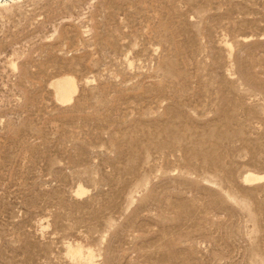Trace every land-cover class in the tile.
<instances>
[{
	"label": "rangeland",
	"instance_id": "1",
	"mask_svg": "<svg viewBox=\"0 0 264 264\" xmlns=\"http://www.w3.org/2000/svg\"><path fill=\"white\" fill-rule=\"evenodd\" d=\"M69 247L264 264V0L0 13V264H85Z\"/></svg>",
	"mask_w": 264,
	"mask_h": 264
},
{
	"label": "bare ground",
	"instance_id": "2",
	"mask_svg": "<svg viewBox=\"0 0 264 264\" xmlns=\"http://www.w3.org/2000/svg\"><path fill=\"white\" fill-rule=\"evenodd\" d=\"M24 1L25 0H0V13L2 11L8 12V10L13 8V6L15 5L19 6V4H21ZM53 87L57 99L62 102L70 101V99L72 98V94L76 89L73 79L68 76H64V77L61 76V78L59 77V79L53 82ZM256 179H258V177L254 174H250L245 177V180L247 181H253ZM82 192H84V189L80 186L77 190V193L81 194ZM68 251L74 260H78L80 262L82 261L85 264H94L93 255H92L93 253L87 251L84 254L79 247H75V248L69 247Z\"/></svg>",
	"mask_w": 264,
	"mask_h": 264
}]
</instances>
